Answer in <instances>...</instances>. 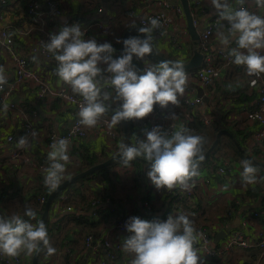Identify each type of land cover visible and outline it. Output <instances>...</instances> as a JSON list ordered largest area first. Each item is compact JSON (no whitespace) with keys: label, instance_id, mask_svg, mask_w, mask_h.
Wrapping results in <instances>:
<instances>
[{"label":"built area","instance_id":"obj_1","mask_svg":"<svg viewBox=\"0 0 264 264\" xmlns=\"http://www.w3.org/2000/svg\"><path fill=\"white\" fill-rule=\"evenodd\" d=\"M17 1L0 0V48L6 51L12 66V76H5L7 83L0 89V117H16L21 134L8 132L0 139V170L6 165L13 171H17L21 166H28V171L31 175L34 172L36 174L37 172H44L48 167V161L41 160L38 153L33 150L37 141H44L45 146L51 148V144L55 140L66 138L70 141L68 155L70 159H75L77 156L74 155L77 153V151L74 152L75 145L77 146L79 142L92 138L95 135H102L106 138L109 151H118V124L111 128L108 126L114 114L109 111L106 112L93 128L80 125L78 123V112L83 103V97L73 93L70 86L65 84V82L58 85L48 81L45 77L46 70L43 68L44 64L42 61L36 60L34 63H31L29 57L23 54L18 47V42H25L23 47L31 54H40L44 59H53L54 57L45 51L44 44L50 41L51 34L57 33L58 17L63 15L66 8L71 5L72 0H25L26 14L24 16L28 17L31 21L28 24H25L27 21L24 24H16L11 20V13L13 12L11 7ZM85 1L90 5H94L97 0ZM160 2L162 9L158 11L144 13L132 9L130 13L136 23L135 26H150L151 19H157L160 22V27L154 29L152 34L156 38L168 37L171 43L178 44L179 41L183 40L181 34L187 32L179 30L178 24H176V16L184 15L183 7L178 0H160ZM189 2L193 24L199 33V40L197 45H193V52L194 49L201 50L203 60L199 66L185 70L188 81L184 95L178 96L180 101L178 106H175V108L173 106L162 108L159 104H156L153 112L148 116L143 119H134L135 126L137 125L136 129L140 128L135 133L137 141L146 139V132L151 131L156 126H160L163 131H166L171 136L175 131L181 130H187L186 134H188L191 121L198 116L207 125L213 122L215 115L212 112L211 106L209 107L206 96L213 95V88L217 85L219 78H221V65L230 68L233 64V57L229 55V52L232 48L236 47V43L231 42L228 49H215L213 47V38L217 36L218 31H223L227 35L230 26L229 22L218 17L208 20L205 24H201V16L205 13L208 4H211V0H189ZM242 6L250 12L264 17V8L258 7L255 0H245ZM240 7L241 5L238 3L237 8ZM96 11L98 14L103 13V6H98ZM73 24L80 25L82 31L85 33L84 39H95L98 44L102 43L101 37L112 39L114 23L110 16H100L72 23L71 25ZM170 29L173 30L171 34H169ZM112 46L115 49V52L112 54L113 57H120V48ZM259 51L261 55H264V50ZM186 56H188L187 53ZM150 64L155 63L152 58L145 56L144 68ZM243 69L246 75L251 76L247 73L246 66H243ZM254 83L256 84L255 102L251 107L244 110L247 120L259 124V127L253 130L245 139L248 150L251 152H254L258 148H264V77L260 76V78L255 79ZM107 86L110 87L109 84ZM199 88L204 90L203 94L199 93ZM25 89L32 92L36 100L46 110H51V105L56 101H59L63 105V108L67 109L66 112L69 114V120L61 131L53 128L50 122L46 125L40 124L39 113L31 109L28 106L27 100L25 99V101L24 97H21ZM4 104L8 105L6 112L3 110ZM179 107L184 111L181 117L169 115V113H175V110L177 111ZM63 108L60 107L57 110L63 111ZM41 128H43V131ZM33 132L36 133L35 136L32 135ZM24 136H27L28 144L25 148H21L18 145V141ZM234 169L235 165L225 158L221 160L217 173L233 184L236 177ZM130 170L132 169L118 167L119 173L126 176L127 172L130 173ZM238 172H242V170L238 168ZM257 176L260 178V173ZM134 177L138 178V174L134 173ZM198 182L200 184L197 185ZM190 184L191 186L188 190L173 189L172 191H168L166 189L165 193L171 195L173 200V210L167 214V218L169 215L175 217L184 210H194L197 208V201L199 200L197 188L199 187L205 190L206 199L209 201L215 200L218 196V190L212 187L210 180L203 175L199 179L193 178ZM195 186L197 187L195 188ZM107 193L106 202L110 204L112 203V196L115 195L113 188L109 185ZM39 201L44 203L46 196L41 195ZM94 203L103 206L98 201ZM144 206L147 208V213L139 216L140 218L148 221L159 219L152 215L151 203L147 202ZM55 208H57L58 212L72 210V207L66 203L64 197L57 201ZM261 212L258 208L249 209L245 212V216L253 215L256 218ZM136 216L138 215L136 214ZM128 219V215L124 214L113 222L115 230L118 234L122 235L119 240H112L109 237L97 239L91 233L86 236V245L87 247H91L96 258L100 251L103 250L108 255V258L116 259L118 252L123 247V240L129 235L125 228V223ZM247 223V220L243 221L244 225H247ZM193 226L197 233L200 234L197 243L194 245L201 257L199 264H212L215 260L223 261L228 254L233 252L234 248H242L247 251L244 256L249 261L248 264H264V228L253 235H247L238 227H230L226 230L228 222L225 216L224 218L215 217L212 220L204 219L200 224ZM221 230L225 231V237L217 243L214 237ZM255 251H257L256 256L254 255ZM23 261L24 254L14 258L0 254V264H23ZM97 264H104L101 257L97 261Z\"/></svg>","mask_w":264,"mask_h":264},{"label":"clouds","instance_id":"obj_2","mask_svg":"<svg viewBox=\"0 0 264 264\" xmlns=\"http://www.w3.org/2000/svg\"><path fill=\"white\" fill-rule=\"evenodd\" d=\"M245 0H238L240 8L233 10L228 0H211L222 20L229 22L226 35L218 31V39L225 46L230 44V37H235L236 47L229 55L233 63L246 66L249 75L257 77L264 74V17L258 16L243 7ZM258 7L264 8V0H255ZM130 26H135V21ZM160 27L157 19H151L150 26L140 27L139 32L147 34L123 40L124 52L113 58L115 49L111 43H97L95 39H84L85 33L79 24L65 26L59 34H51L44 49L57 61L56 75L68 85L72 92L83 97L78 123L87 128L95 127L106 112L116 104L109 127L121 121L143 119L153 112L154 106L162 108L171 103L178 106V96H183L188 76L182 61H160L150 64L143 70L133 64V57L143 60L153 53L154 29ZM117 42H121L119 39ZM107 65L101 68L100 65ZM142 72V74H141ZM0 68V89L7 83ZM108 74L106 83L115 92H102L98 77ZM112 101V103H106ZM8 105L4 104L6 112ZM174 115V113L172 114ZM187 130L175 131L171 136L160 126L146 132V139L138 140L133 145H119V162L125 167L137 158H143L150 164L147 176L157 189L188 190L190 182L199 175V163L204 160L202 154L204 137L186 134ZM35 132L32 133L35 136ZM27 136L21 137L18 145L25 148ZM70 141L59 138L51 144L48 153V167L44 170V184L49 190H55L64 179L66 165L70 163L68 155ZM241 180L245 185L257 182L258 169L250 160H242ZM27 217L36 219V212L26 208ZM129 233L123 242V251L133 254L131 264H199L201 257L194 245L198 241L192 221L183 214L167 220H144L132 216L125 223ZM41 244L43 247H41ZM47 249L53 255L55 248L50 246L45 223L37 220L35 224L13 214L0 216V254L17 257L21 254L33 255Z\"/></svg>","mask_w":264,"mask_h":264},{"label":"crops","instance_id":"obj_3","mask_svg":"<svg viewBox=\"0 0 264 264\" xmlns=\"http://www.w3.org/2000/svg\"><path fill=\"white\" fill-rule=\"evenodd\" d=\"M24 1L25 0H18L11 7L13 11L11 13V20L16 24H24L26 21L27 22L25 24L31 23L30 19L24 16L26 14V3ZM178 1L180 2V0ZM228 2L233 10L238 9V0H228ZM89 6L96 7H94L92 11H89L87 10ZM98 6H103V13H97L96 8H98ZM132 9L148 13L151 11L161 10L162 4L160 0H97L94 5H90L85 0H72L71 5L66 8V11L63 13V15L58 17L56 34H58L63 29V27L71 25L72 23L80 22V20L72 18V16L75 14L85 18V20L100 16H110L114 23L112 39H109L108 37H101V42H108L112 45H116V43H118L117 40L121 39L126 29L131 27L130 25L134 21L130 13ZM218 17L220 18L217 10L212 6V4H208L205 13L201 16V24H205L208 20ZM224 21L228 22L227 20ZM176 24H178L179 30L187 31L186 33L181 34L183 40L178 42L179 45L175 44L174 42L171 43L168 37L156 38L152 34L154 48L157 51L174 56L182 57L183 55L186 56V53L189 55V48L190 46L194 45L195 39L192 38L188 29L185 13L183 16H176ZM172 31L173 30L170 29L169 34H171ZM212 41L213 47L215 49H228L230 47V44L225 46L223 43H221V41L218 39V36L214 37ZM230 41L235 42V37H230ZM24 45L25 42H18L19 50L29 57L31 63H34L36 60L42 61L44 64L43 68L46 70L45 77L48 81L58 85L64 82L55 73L57 61L54 58L44 59L40 54H31L27 49H24ZM100 67L106 68L107 65L101 64ZM221 67V78H219L217 85L213 88V95L206 96V100L214 105L215 111L217 112L214 115H217V118H220V122L227 124L231 130L238 134L239 132L237 130H245L244 133L249 134L258 128L259 124L252 123L247 120L244 115V110L251 107L255 102L256 84L254 81L255 79L260 78V76L257 77L255 75H243V65H236L233 63L230 68H226L222 65ZM0 68H3V74L5 76H12L10 58L3 48H0ZM261 76H264V74H261ZM107 79V73H104L102 78L98 77V86L101 87L102 92H109L112 95H115L112 91L107 90ZM65 84L67 83L65 82ZM202 92L204 93V90ZM242 95H246L247 97L244 99V101H239ZM21 97H24V100H27L28 106L31 109L39 113L40 124L46 125L50 122L52 127L58 131H61L63 126L67 124L69 120V114L66 112L62 114V111H59L56 108L52 110H46L36 100L34 94L29 92L27 89L24 90ZM106 103H112V101H108ZM112 106L116 107V104L113 103ZM171 106L175 108V106L170 103L168 107ZM182 114H184V111L181 110L180 107L177 111L175 110L174 115L169 113V115L172 117H181ZM219 115L221 117H219ZM41 129L43 131V128ZM8 132L21 134V129L18 125V119L16 117L12 118L2 116L0 117V139ZM239 139H241V136ZM78 146H80V148L85 147V149H87L89 152L97 154H102L103 152H106V150L108 153L110 152L107 147L106 138H104L102 135H95L92 138L79 142L77 144V147ZM33 150L39 154L41 159L48 160V153L51 151V148L45 146L44 141H37ZM219 153L234 156L230 141L228 139L223 140L222 146L220 150H218V154ZM220 158L221 160L225 159V157ZM237 164L240 163H236L235 161L236 166L234 172H236V174L239 168V165ZM110 171L109 174H107L105 177H102V179L94 178L91 180V184H87L90 190V194L88 196L75 193L71 197V202L73 205H75L74 202H78V205H75L77 207L78 213L76 216L83 214L84 217L87 216L90 218L89 221L91 223L89 226L84 222L80 223L74 221L71 218L70 210L58 212L57 208H55L58 200L56 201L55 205L51 209L52 211H50L51 214L49 215L51 216V221L53 222V228L51 235L48 236L50 246L55 248L56 251L53 255H48L47 249L45 248L42 251L41 264H97V261L100 259V257L104 261V264H131V261L134 258L133 254L124 252L123 247L118 252L115 260L108 258V255L103 250L100 251L96 258L91 247H87L86 245V236L91 233L97 239H104L105 237H109L112 240L121 239L122 235L118 234L113 223L118 218V214L122 215L125 213L128 215V217L136 216V214L138 215L141 213V215H145L147 213V208H145L144 205L147 202L151 203L152 205L151 213L153 216H156L160 220L164 221L167 219V214H169V202L167 196L164 193V189H157L152 184L151 180H147L148 178H146V176L142 174L139 175L138 169L132 168L130 173L127 172V176L120 174L118 168H116V173L115 171ZM134 173L138 174V178L134 177ZM110 179L113 181V193L115 195L114 197L116 198V201L113 200L112 197V203L107 204L106 202L105 206H99V204H95L94 202L98 201L100 204H102V201H100V191L106 187L105 181ZM36 181L37 179H34L31 173L28 171V166H21L17 171H13L11 168L4 165V167L0 170V187L4 188V191L0 194V216L10 217L11 215L18 213L17 215H19L22 219L29 220L31 223L35 224L37 220L40 219V215H38L36 212V219L33 220L27 217L24 213L26 208H33V206L36 204V200L38 199L37 196L40 194V192H38L37 195V193L35 194L29 190V188L34 187V185L37 183ZM211 185L218 190V196L215 200H207L205 196V190L203 188H197L199 201L203 202L201 209L200 205L198 204L197 208L194 210H184L178 215H186L190 221H195L193 223L200 224L204 220H200L201 216L207 215L208 210H211L215 207L216 209H213L215 210V214H223L228 222L226 230L230 227H238L242 229L247 235H253L260 229L264 228V196L259 199H255L252 196H247L245 199H243L237 194H240L239 192H242L243 190L246 191L244 186L236 185V183L232 184L228 181H225V183L216 182L215 178H212ZM255 186L257 185L251 184L249 187ZM249 187L247 189H249ZM80 197L83 198L82 201L79 200ZM237 200H239V202H237ZM91 201L93 205L90 203ZM103 202L105 201L103 200ZM234 203L239 205L240 209L229 208L228 210V207L232 206ZM101 208L105 209L106 211H99ZM202 208H204V213L202 212L201 214L199 212L202 211ZM254 208L260 209L262 211L261 214L256 218L253 215L246 217L245 212ZM22 211L24 213L23 215H20ZM108 214L109 216L107 218L106 215ZM86 219L87 218H84L83 220L85 221ZM245 220L248 222L247 225L243 224V221ZM224 237L225 234L216 239L215 235L214 240L215 242L219 243ZM245 252L247 251L242 248H234L233 252L228 254L225 260H215L212 262V264H239L243 262L248 264L249 261H247L244 256ZM44 253L45 255L43 257ZM254 255H257V251L254 252ZM32 257L33 255L29 256L24 254L23 264H32Z\"/></svg>","mask_w":264,"mask_h":264},{"label":"trees","instance_id":"obj_4","mask_svg":"<svg viewBox=\"0 0 264 264\" xmlns=\"http://www.w3.org/2000/svg\"><path fill=\"white\" fill-rule=\"evenodd\" d=\"M94 7H96V6H89V8L87 10L92 11ZM96 10H97V8H96ZM135 36H139L140 37V35L138 33H133L129 38L135 37ZM122 37H121L120 41H122ZM115 46H117L121 50V42L116 43ZM161 53L164 54V55H167L169 58H171L173 60H180V61L183 60V61H185V60H189L192 57V55H193V45L190 46V54L188 56L179 57V56H172V55L166 54L164 52H161ZM122 54H123V52L121 50V55ZM146 56H149L150 58H152L150 55H146ZM137 60L140 62V64L142 65V68L144 69V59L143 60L137 59ZM152 60L154 61L155 64L159 63V61L156 60L155 58H152ZM185 70H188V69H185ZM110 87L112 88L111 85H110ZM112 92L115 94L114 89L112 90ZM246 97H247L246 95H242L240 97L239 101H244V99ZM208 103H209V107L211 106V109H212L213 113L214 114L217 113L215 111L214 105H212L210 102H208ZM60 107L63 108V105L59 101H56V102H54L51 105V110L54 109V108L60 109ZM116 107H117V105H116ZM116 107L112 106L109 109V112L114 114L115 110H116ZM66 110H67L66 108H63L62 114L65 113ZM219 117H221V116L219 115ZM136 126H135L134 119L128 120V145H133V144H135L137 142V140L135 139V136H136L135 133L138 132L140 128L136 129L137 128ZM223 128L229 130L233 134V138L228 136V135H226V134L222 135L220 141L218 142L216 147L213 149V151L210 153L208 158L199 165V167H198L199 175L197 177H195L196 179H199V177H201L203 175L204 177L208 178L210 180V182L212 181V178H215L216 182L225 183V181H227V179L225 177H223L222 175L217 173V168L221 164V158L218 157L219 156L218 150H220V148L222 146V142H223L224 139H228L230 141V145H231L232 151L234 153V156L230 155L229 159L226 158L227 160L230 161L231 164L235 165V161H236V163L237 162L240 163L242 160H245V159L249 160L248 157H247V154L251 155L255 160H257L259 162H264V148H258L254 152H251V151L248 150V145L246 144L245 139L249 136L250 133L249 134H245L244 133L245 130H237L239 132V134L236 133L235 131L231 130V128L227 124H223L222 122H220V118H217V115L214 116L213 122L210 125L205 124L203 122V120L199 116L194 118L191 121V123H190V128H189L188 134L200 135V136L204 137V144H203L202 154L205 155L207 150L213 144L218 131L223 129ZM117 130L119 132V140H118V146H119L120 144L123 143V121H121V123L118 124ZM240 136H241V139H239ZM236 140H237V142L239 141L238 142L239 145L236 143ZM239 146L242 147L241 149H243V151L244 150L245 151L243 152L239 148ZM75 151H77V153H75L74 155H77V156H76L75 159L74 158L70 159V163H68L66 165V171L64 173V179L62 181H64L67 178H69V177H71V176H73V175H75V174H77V173L89 168L92 165H95V164H98L100 162L105 161L110 156H112L115 153L119 152V150L116 151V152H112L110 150L111 152L108 153L107 150H106V152H103L102 154H97V153L89 152L87 149H85V147L80 148V146L77 147L76 145L74 147V152ZM41 160H43V159H41ZM252 163L258 169L257 174L261 173L262 177L259 178L257 176V182L254 183L257 186L249 187L251 184L246 185V186H244V189H246V191L243 190L242 192H239L240 194H237L238 196H240L243 199H245L247 196H252L255 199H259V198L264 196V167L262 165L257 164V163H254V162H252ZM48 164H49V161H48ZM48 164H47V166H48ZM237 165H239L238 166L239 168L242 167L241 163L237 164ZM120 166L123 167V168H126V169L127 168L138 169L139 170V175L142 174V175L146 176V178H148L147 180H150V178L147 176V172L150 169V164L146 160H144L142 157L141 158H137L136 160L132 161L130 166H128V167H125L120 162L119 163H115L113 165H110V166L104 167L102 169L96 170L95 172H93V173H91L89 175H86L84 177H81L78 180H76L75 182L71 183L68 187H66L63 191H61L59 193V195L56 197L55 201L53 202L52 207L55 205L57 200L65 197L66 203L72 207V210L70 212L71 213V218L74 221H76V222H80V223L84 222L86 225L89 226V224L91 223L89 221L90 218H88L87 216L84 217L83 214H79V216H76L78 214L77 213V207L72 204L71 197L75 193L76 194L77 193L78 194H84L83 193V192H85L84 188L88 187V185L91 184V180L92 179H94V178L95 179L96 178L102 179V177H105V176H107V174H109L110 170H111L110 172H112V171L114 172L115 171V173H116L117 172L116 168H118ZM44 175H45V172H39V173L37 172V174H36V172H34L32 174V177H35L34 179H37V181H36L37 183L34 185V189H35L34 193L35 194L37 193V195H38V192H40V194L37 196L38 199L36 200V204L33 206L32 209L35 210V212L38 211L40 213V216H39L40 219L39 220H41V216H42V213H43V210H44L48 195H49V193L51 191L44 184ZM140 178H141V176H140ZM240 181L242 182L241 178H240ZM198 184H200V182H198L197 185ZM108 185L111 188H113V181L111 179L105 181V186L106 187L101 189V191H100V201H102V205L106 204V198L108 196V193H107L108 192ZM200 186H202V185H200ZM196 187L197 186H195V188ZM248 187H249V189H247ZM199 188H202V187H199ZM69 190H72V192L69 193L68 192ZM3 191H4V188L0 187V194ZM165 191H166V189H164V193H165ZM41 195H45L46 196V201L44 203H41L39 201V197ZM165 195L167 196L168 202H169V206H168L169 212H172V210H173L172 196L168 195L166 193H165ZM61 196H63V197H61ZM112 197H113V200L116 199L114 196H112ZM103 200L105 202H103ZM198 201H197V203H198ZM90 203L93 205L92 201ZM198 204L200 205V209H201V207L203 206V202L199 201ZM52 207H51V209H52ZM229 208L230 209L231 208H234V209L235 208H239V205H236L234 203L232 206L228 207V210H229ZM102 210L106 211L105 209H102V208L99 209V211H101V212H102ZM203 210H204V208H202V211L199 212V213L202 214ZM50 211H52V210H50ZM122 213H123V211H122ZM124 214H122V215H124ZM141 214H138V216H141ZM108 216H109V214L106 215L107 218H108ZM120 216L121 215L118 214V217H120ZM216 217L224 218V215L223 214L222 215H217ZM84 218H87V219L84 221L83 220ZM213 218H215V217H213ZM209 219L212 220V217H209ZM52 228H53V222L51 221V217L49 216L48 225H47L48 236L51 235ZM41 255H42V253H41ZM41 255H40V258H39V264H41V258H42Z\"/></svg>","mask_w":264,"mask_h":264},{"label":"water","instance_id":"obj_5","mask_svg":"<svg viewBox=\"0 0 264 264\" xmlns=\"http://www.w3.org/2000/svg\"><path fill=\"white\" fill-rule=\"evenodd\" d=\"M180 3L182 5V7H183V10H184V13H185V16H186V19H187L188 29H189V31L191 33L192 38L195 39L194 45H197V42L199 40V33H198L197 29L195 28V26L193 24V17H192V13H191V9H190V2H189V0H180ZM72 18H74L76 20H80V21L85 20V18L80 17L78 14L73 15ZM140 27L141 26H131V27L126 29V31L123 34L122 41H121V50H122V52H124V47H125L124 44H123V40L128 39L133 33H138L142 39L146 38L147 34L139 32V28ZM148 55H150L152 58H155L159 62L160 61H177V60H173V59L169 58L167 55L162 54L161 52L157 51L155 48H154L153 53L148 54ZM202 60H203V53L201 52V50L194 49L193 55H192V57L189 60H185V61L181 60V61L183 62L184 66H185V69H191V68H195V67L199 66L201 64ZM133 64L138 69L143 70L142 65L140 64V62L135 57H133ZM141 74H142V72H141ZM202 91H203V89L199 88V93L200 94H203ZM223 134H226V135H228V136L233 138V134L229 130H227V129L219 130L217 135H216V138H215L213 144L210 146V148L205 153L203 161H205L208 158L210 153L213 151V149L218 144L221 135H223ZM123 143L124 144H128V120L123 121ZM236 143L238 144L237 141H236ZM239 148L241 149L240 146H239ZM241 150L243 151V149H241ZM118 154H119V152H117L114 155L110 156L105 161L100 162V163L95 164V165H92L89 168H87V169H85V170H83V171H81V172H79V173L67 178L66 180L62 181L60 183V185L55 190H51L50 191V193L48 195V198H47V201H46V204H45V207H44V210H43V213H42V216H41V221H43L45 223L46 227L48 225V219H49V214H50V210H51L52 204L55 201L56 197L59 195V193L61 191H63L66 187H68L71 183H73L76 180H78L79 178L84 177L86 175H89V174L95 172L96 170H99V169H102L104 167L113 165L115 163H119ZM247 157L252 162L257 163L259 165H262L264 167V162H259V161L255 160L249 154H247ZM203 161H201L199 163V165ZM224 234H225V231L218 232L216 234V239H218L220 236H222ZM41 247H43L42 244H41ZM41 253H42V251L33 254L32 264H39V258H40Z\"/></svg>","mask_w":264,"mask_h":264},{"label":"rangeland","instance_id":"obj_6","mask_svg":"<svg viewBox=\"0 0 264 264\" xmlns=\"http://www.w3.org/2000/svg\"><path fill=\"white\" fill-rule=\"evenodd\" d=\"M172 56H174V55H172ZM242 71H243V75L245 74L246 75V72H245V70L244 69H242ZM107 90L108 91H112L113 90V87L111 88V87H108L107 88ZM218 157H225V158H230V155L229 154H224V153H219V156ZM232 160V159H231ZM242 170L243 171V169H242V167H240L239 168V170ZM241 173L242 172H237V174H236V177H235V181H234V183H236V185H239V186H246L245 184H243L241 181H240V178H241ZM233 183V184H234ZM228 189V188H227ZM29 190L31 191V192H33L34 193V187H32V188H29ZM84 190H85V192H83L84 194H85V196H88L89 194H90V190H89V188L88 187H85L84 188ZM228 191H229V189H228ZM69 193H71L72 192V190H69L68 191ZM31 198H33V197H31ZM65 198V197H64ZM80 201H82L83 200V198H81L80 197V199H79ZM79 200H77V201H79ZM75 203V205H78L77 203L78 202H74ZM27 206V205H26ZM28 207V206H27ZM30 207V206H29ZM214 209V208H213ZM213 209H211V210H208V214L207 215H202L201 216V218H200V220H203V219H209V217H214V216H216L217 214H215V210H213ZM23 211L20 213V215H23ZM37 213H38V215H40V213L37 211ZM18 214V213H17ZM51 217V216H50ZM193 222H195V221H192V223ZM196 224H199V223H193V225H196ZM44 255H45V253L43 254V257H44Z\"/></svg>","mask_w":264,"mask_h":264}]
</instances>
